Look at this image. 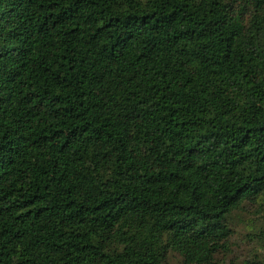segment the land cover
I'll use <instances>...</instances> for the list:
<instances>
[{"label": "trees", "instance_id": "1", "mask_svg": "<svg viewBox=\"0 0 264 264\" xmlns=\"http://www.w3.org/2000/svg\"><path fill=\"white\" fill-rule=\"evenodd\" d=\"M251 209L264 0H0V264H264Z\"/></svg>", "mask_w": 264, "mask_h": 264}, {"label": "rangeland", "instance_id": "2", "mask_svg": "<svg viewBox=\"0 0 264 264\" xmlns=\"http://www.w3.org/2000/svg\"><path fill=\"white\" fill-rule=\"evenodd\" d=\"M263 227L264 218L258 217L253 209L246 216L237 219V232L234 237V249L232 253L236 261L242 262L253 259L255 254L264 256V248L258 245V240L260 239L258 235L263 230Z\"/></svg>", "mask_w": 264, "mask_h": 264}]
</instances>
